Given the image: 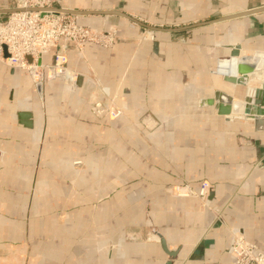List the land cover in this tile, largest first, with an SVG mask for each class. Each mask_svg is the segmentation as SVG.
Masks as SVG:
<instances>
[{
	"label": "crops",
	"instance_id": "1",
	"mask_svg": "<svg viewBox=\"0 0 264 264\" xmlns=\"http://www.w3.org/2000/svg\"><path fill=\"white\" fill-rule=\"evenodd\" d=\"M56 4L117 36L81 50L61 38L41 56L52 64L64 45L83 75L74 87L43 70L39 93L28 70L0 62V264H232L235 231L264 246V127L198 104L216 89L243 98L215 70L235 44L264 50V0ZM103 88L122 115L91 111ZM204 180L210 210L175 193Z\"/></svg>",
	"mask_w": 264,
	"mask_h": 264
},
{
	"label": "built area",
	"instance_id": "2",
	"mask_svg": "<svg viewBox=\"0 0 264 264\" xmlns=\"http://www.w3.org/2000/svg\"><path fill=\"white\" fill-rule=\"evenodd\" d=\"M13 8L4 18H0V62L28 70L34 82L42 81L45 70L47 77H59L72 87L75 86L79 72L65 66L64 45L52 64L40 62L41 56L56 46L61 38L71 40L81 50L85 43L111 46L117 34L114 27L102 31L80 23L78 15L62 11L60 8L63 7L58 6L56 0H15ZM100 92L106 96V100L97 98L92 102L94 114L98 117H117L122 114V110L114 107L112 101L107 102L109 96L104 88ZM108 104L111 105L110 110L105 108ZM179 187L185 190L179 192ZM174 190L177 195L193 194L199 198L201 208L212 209L207 198V181H202L197 190L187 184L175 185ZM228 251L232 256V264H264V246L246 240L237 231L233 232Z\"/></svg>",
	"mask_w": 264,
	"mask_h": 264
},
{
	"label": "water",
	"instance_id": "3",
	"mask_svg": "<svg viewBox=\"0 0 264 264\" xmlns=\"http://www.w3.org/2000/svg\"><path fill=\"white\" fill-rule=\"evenodd\" d=\"M14 9L0 8V13H8ZM60 9L66 13L76 15L87 13L86 11ZM100 13L119 12L103 10ZM239 14H247V12ZM215 72L222 76L225 83L234 88H240L243 98L236 99L231 94L216 89L211 96L199 98V106L213 107L218 115L226 118L234 119L238 117L252 121L257 129H262L264 127V118H262L264 117V50H255L251 54H240V46L235 44L232 46L229 56L217 63ZM82 79L83 75L78 74L76 80L80 81ZM257 83H260V86ZM35 85L40 93L41 81H37ZM18 116L24 125H31V112L22 111L18 113ZM160 242L163 250L171 255L172 252L167 249L164 239H161Z\"/></svg>",
	"mask_w": 264,
	"mask_h": 264
},
{
	"label": "rangeland",
	"instance_id": "4",
	"mask_svg": "<svg viewBox=\"0 0 264 264\" xmlns=\"http://www.w3.org/2000/svg\"><path fill=\"white\" fill-rule=\"evenodd\" d=\"M112 28V27H114L115 28V30H116V33H117V28H116V26H114V25H111V26H109L107 29H105V30H102V31H106V30H108L109 28ZM96 30V29H95ZM150 29H148L147 31H149ZM116 36H117V34L114 36V39L116 38ZM145 37V36H144ZM114 39H113V42H114ZM113 42H112V44H113ZM112 44H111V46H112ZM111 46H108V47H102V48H109V47H111ZM89 77H90V80L92 81V83H93V85L94 86H99L100 85V82H99V80L96 78V76L94 75V73L93 72H90V74H89ZM105 96V95H104ZM105 98H106V96H105ZM96 100V99H95ZM110 101H112L113 102V104L112 105H114V107H119L118 105H117V103L115 102V98L114 97H110L109 96V99L107 100V102L109 103ZM106 104V103H105ZM107 107H105V108H108V110H110L111 109V105L110 104H108V105H106ZM93 107H94V103H91V106H90V109H91V111L94 113V110H93ZM120 108V107H119ZM121 109V108H120ZM122 110V109H121ZM122 114H123V111H122ZM122 114H120V115H122ZM96 115V114H95ZM119 115V116H120ZM97 116V115H96ZM106 116H109V115H104V116H102V117H106ZM109 117H111V116H109ZM77 163H79V161L77 162Z\"/></svg>",
	"mask_w": 264,
	"mask_h": 264
},
{
	"label": "bare ground",
	"instance_id": "5",
	"mask_svg": "<svg viewBox=\"0 0 264 264\" xmlns=\"http://www.w3.org/2000/svg\"><path fill=\"white\" fill-rule=\"evenodd\" d=\"M179 188H180V187H179ZM179 188H178V189H179ZM178 191L181 192L180 190H178Z\"/></svg>",
	"mask_w": 264,
	"mask_h": 264
}]
</instances>
